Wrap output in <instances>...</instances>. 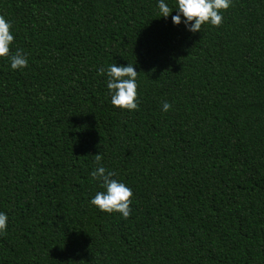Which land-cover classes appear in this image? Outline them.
<instances>
[{
	"label": "trees",
	"instance_id": "trees-1",
	"mask_svg": "<svg viewBox=\"0 0 264 264\" xmlns=\"http://www.w3.org/2000/svg\"><path fill=\"white\" fill-rule=\"evenodd\" d=\"M221 12L193 33L156 0H0L28 60L0 57V264H264V0ZM128 62L132 111L97 71ZM97 166L127 218L89 203Z\"/></svg>",
	"mask_w": 264,
	"mask_h": 264
},
{
	"label": "clouds",
	"instance_id": "clouds-1",
	"mask_svg": "<svg viewBox=\"0 0 264 264\" xmlns=\"http://www.w3.org/2000/svg\"><path fill=\"white\" fill-rule=\"evenodd\" d=\"M160 15L167 19L173 9L176 13L171 16L173 24L183 23L186 30L190 32L200 31L201 25L208 23L219 26L223 22L221 10L230 7L232 0H175L174 6L169 7L166 0H156ZM11 29V21L0 16V57H7L9 67L12 70L23 69L27 66V56L17 49L10 54V45L14 36ZM103 72L106 77L110 103L114 107L135 110L139 106L137 95V75L133 63L126 65L109 64L106 69H97ZM171 107L167 101L161 105V111L166 112ZM99 161V156H97ZM92 180L100 183L102 191H96L90 198L89 203L105 212H118L122 217L127 218L130 214V197L132 191L123 181L115 179L116 173L106 170L104 166H97L89 172ZM8 215L0 211V232L7 226Z\"/></svg>",
	"mask_w": 264,
	"mask_h": 264
}]
</instances>
